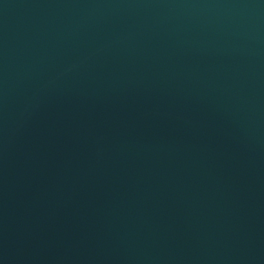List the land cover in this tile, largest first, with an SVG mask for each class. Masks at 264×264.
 I'll return each instance as SVG.
<instances>
[{
    "label": "water",
    "instance_id": "water-1",
    "mask_svg": "<svg viewBox=\"0 0 264 264\" xmlns=\"http://www.w3.org/2000/svg\"><path fill=\"white\" fill-rule=\"evenodd\" d=\"M0 264H264V0H0Z\"/></svg>",
    "mask_w": 264,
    "mask_h": 264
}]
</instances>
